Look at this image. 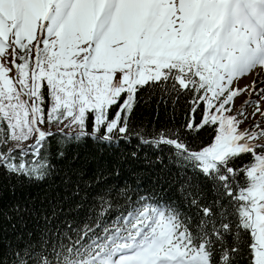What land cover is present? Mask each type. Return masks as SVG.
I'll return each instance as SVG.
<instances>
[{
	"label": "snow or ice",
	"instance_id": "1",
	"mask_svg": "<svg viewBox=\"0 0 264 264\" xmlns=\"http://www.w3.org/2000/svg\"><path fill=\"white\" fill-rule=\"evenodd\" d=\"M0 179V264H264V0H0Z\"/></svg>",
	"mask_w": 264,
	"mask_h": 264
},
{
	"label": "trees",
	"instance_id": "2",
	"mask_svg": "<svg viewBox=\"0 0 264 264\" xmlns=\"http://www.w3.org/2000/svg\"><path fill=\"white\" fill-rule=\"evenodd\" d=\"M88 151V149H86V148H81L80 149V152H81V154H84V153H86ZM3 181H2V179H0V183H2Z\"/></svg>",
	"mask_w": 264,
	"mask_h": 264
},
{
	"label": "rangeland",
	"instance_id": "3",
	"mask_svg": "<svg viewBox=\"0 0 264 264\" xmlns=\"http://www.w3.org/2000/svg\"><path fill=\"white\" fill-rule=\"evenodd\" d=\"M241 83H243V81Z\"/></svg>",
	"mask_w": 264,
	"mask_h": 264
}]
</instances>
